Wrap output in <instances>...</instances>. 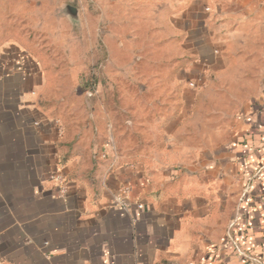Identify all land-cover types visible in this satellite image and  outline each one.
<instances>
[{
	"label": "crops",
	"instance_id": "1",
	"mask_svg": "<svg viewBox=\"0 0 264 264\" xmlns=\"http://www.w3.org/2000/svg\"><path fill=\"white\" fill-rule=\"evenodd\" d=\"M54 1L41 10L74 22ZM25 3L0 0V264H264V0L208 5L227 43L203 60L234 61L240 44L258 82L235 137L188 155L168 120L133 147L101 120L69 137L42 96L54 66L30 48L34 18L7 23L38 12Z\"/></svg>",
	"mask_w": 264,
	"mask_h": 264
},
{
	"label": "rangeland",
	"instance_id": "2",
	"mask_svg": "<svg viewBox=\"0 0 264 264\" xmlns=\"http://www.w3.org/2000/svg\"><path fill=\"white\" fill-rule=\"evenodd\" d=\"M49 1L36 0L37 13L5 16L22 28L34 18L30 48L54 66L42 96L64 115L69 137L84 123L91 135L101 120L105 137H130L133 147L140 137H165L168 120V135L176 128L177 150L187 155L235 137L258 80L240 44L230 48L234 61L203 60L226 46L220 18L208 14L209 3L225 0H64L83 8L77 22L56 11L51 19L41 10ZM17 6L26 9L25 0Z\"/></svg>",
	"mask_w": 264,
	"mask_h": 264
},
{
	"label": "water",
	"instance_id": "3",
	"mask_svg": "<svg viewBox=\"0 0 264 264\" xmlns=\"http://www.w3.org/2000/svg\"><path fill=\"white\" fill-rule=\"evenodd\" d=\"M65 13L72 19V21L77 22L80 19L79 9L74 5H66Z\"/></svg>",
	"mask_w": 264,
	"mask_h": 264
},
{
	"label": "built area",
	"instance_id": "4",
	"mask_svg": "<svg viewBox=\"0 0 264 264\" xmlns=\"http://www.w3.org/2000/svg\"><path fill=\"white\" fill-rule=\"evenodd\" d=\"M59 178H60V177H59ZM59 178H58V179H59ZM60 179H61V178H60Z\"/></svg>",
	"mask_w": 264,
	"mask_h": 264
}]
</instances>
